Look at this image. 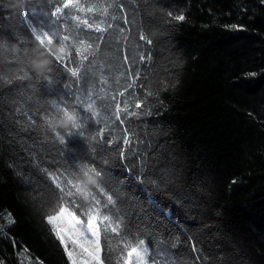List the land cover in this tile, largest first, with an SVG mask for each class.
<instances>
[{"label": "trees", "instance_id": "16d2710c", "mask_svg": "<svg viewBox=\"0 0 264 264\" xmlns=\"http://www.w3.org/2000/svg\"><path fill=\"white\" fill-rule=\"evenodd\" d=\"M120 2L130 23L108 20L113 24L111 39L101 45L93 67V92L109 99L97 102L100 123L82 129L87 139H70V125L61 126L59 114L47 103L58 97L45 93L44 77L53 82V90L65 84L78 86L60 74L53 58L33 52L21 18L27 13L35 25L49 7L43 0L22 6L17 0H0V37L5 45L0 76L28 77L7 86L17 93L15 107L6 88H0V264H68L45 220L55 212V185L47 173L71 171L69 149L83 152L96 147L91 138L99 128L113 139L122 137L125 128L134 133L140 159L164 175L163 183L151 177L158 186L139 184L126 177L113 153L100 154L97 149L99 159L109 160L112 186L140 213L141 228L165 241L162 247L169 249L173 260L264 264V0ZM110 13L120 15L115 8ZM179 15L185 19L175 21ZM140 34L152 43L139 40ZM134 58L139 79L135 67L128 73ZM41 60L48 61L51 71L34 68L33 62ZM129 83L133 87L119 96ZM77 94L84 99L82 92ZM112 96L121 107L127 99L130 110L139 99L141 111L151 114L132 118L131 127L127 122L120 125L106 107L115 103ZM45 117L53 121L55 131ZM57 132L66 145L59 142ZM160 209L171 210V220L179 221L180 227ZM175 238L181 242L178 250L170 248ZM102 258L104 264H114L106 248Z\"/></svg>", "mask_w": 264, "mask_h": 264}, {"label": "snow or ice", "instance_id": "6c2138e0", "mask_svg": "<svg viewBox=\"0 0 264 264\" xmlns=\"http://www.w3.org/2000/svg\"><path fill=\"white\" fill-rule=\"evenodd\" d=\"M26 2L30 0H17L21 6ZM43 3L49 7V11L41 13L35 25L28 19L27 13L21 17L30 32L28 42L32 45L33 52L53 58L60 74L78 86L73 89L71 84H65L62 89L53 90L51 88L53 82L44 77L47 80L45 93L58 97V101L54 99L47 103L59 114L61 126L70 125V130L67 132L70 139L74 137L87 139L82 129L90 126L91 122L97 125L100 123V120L96 119L99 116L97 102L109 99L106 95L96 96L93 92L95 58L101 45H108L110 42V29L113 24L108 23V20L113 22L122 20L125 25L130 23L124 11L125 4L120 0H112L107 4L103 0H90V2L43 0ZM113 8L117 9L120 15L111 14L110 9ZM167 15L171 17L172 13L169 12ZM184 19L183 15L174 17L175 21ZM232 27L239 30L242 26ZM119 31L123 33L124 28L120 27ZM63 32L68 34H62ZM139 40L146 41L148 45L152 43L143 34L139 35ZM54 46H58L56 50ZM4 47L3 37H0V57ZM11 51L15 52V49ZM147 59L151 61V56L149 55ZM127 60L128 56L125 55L124 61ZM139 60L144 63L145 57L141 55ZM33 66L42 71H51L47 60L33 62ZM134 67L137 69L135 78L139 79L141 74L135 58L132 65L128 66L129 74ZM27 78V74L12 79L0 76V88H6L12 107L16 105L17 93L15 88L7 86L13 85L14 80ZM102 82L107 84V78L103 77ZM133 83H129L118 95L125 96L128 88L133 87ZM78 92L84 94V99H81ZM148 95L151 96L152 93L149 92ZM111 101L115 103H108L106 107L111 109L115 121H119L120 125L127 122L131 127L134 122L132 118L139 120L142 116L151 114L141 111L142 102L139 99L134 104V110H130L132 106L127 99L123 101V107L116 100V96H112ZM16 111L19 109L17 108ZM28 119L31 121L30 116ZM31 122L35 124V121ZM45 122L55 131L52 120L45 117ZM123 132L122 137L113 139L105 136V129H97L96 135L91 138L97 141L96 147H89L83 152L69 149L71 171L66 168L64 172H58L56 175L47 173L55 185L53 189L55 212L45 217L46 223L62 247L68 264H104L102 255L105 253V248L107 258L111 260L114 257V264H161V262L182 264L168 255L169 249L162 247L164 240L141 228L144 221L140 213L136 212L126 198L112 186L109 177L110 168L107 167L109 160L98 158L97 149L100 154L113 153L126 177L139 184L150 183L158 186L157 180L151 179L152 176H157L161 183L165 182L164 175L154 171V166L150 168L145 160L140 159V153L134 147L135 134L129 133L127 128ZM56 137L61 144L68 143L59 132L56 133ZM82 160L89 162L81 163ZM129 163L132 164L131 168L127 167ZM136 169L139 170V174L134 171ZM78 174H82V178ZM160 212L170 222L175 223L177 228L180 227L179 221L171 220V210L160 209ZM62 224L65 226L62 227ZM164 232L171 235V229L167 227L164 228ZM187 239L190 241L191 238ZM112 240L118 243L114 245ZM180 243L179 239L175 238L170 248L178 250ZM196 250V245L191 244V251Z\"/></svg>", "mask_w": 264, "mask_h": 264}, {"label": "rangeland", "instance_id": "374dc122", "mask_svg": "<svg viewBox=\"0 0 264 264\" xmlns=\"http://www.w3.org/2000/svg\"><path fill=\"white\" fill-rule=\"evenodd\" d=\"M61 226L63 227V226H65V225L62 224Z\"/></svg>", "mask_w": 264, "mask_h": 264}]
</instances>
